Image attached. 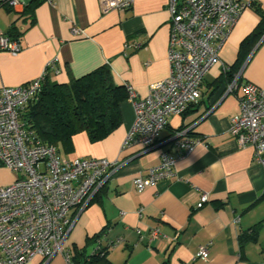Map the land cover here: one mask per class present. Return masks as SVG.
Masks as SVG:
<instances>
[{"label":"crops","instance_id":"0c3cea01","mask_svg":"<svg viewBox=\"0 0 264 264\" xmlns=\"http://www.w3.org/2000/svg\"><path fill=\"white\" fill-rule=\"evenodd\" d=\"M244 1L251 6L220 43L218 61L201 83V96L194 103L198 104L181 116L171 115L153 147L142 151L138 144L124 145L134 119L127 98L120 103L119 126L106 137L92 142L82 131L66 148L59 147L66 159L106 158L118 164L88 204L70 210L69 260L59 253L45 264H70L77 251L91 253L98 243L106 246L115 239L122 241L108 250L112 264H264V222L255 240L239 242L241 233L249 234L264 220V164L255 161L251 146L238 145L229 133L243 84L264 89V36L249 45L238 69L232 67L241 42L264 12V0ZM167 4L168 0H133L128 9L103 10L98 0H39L32 17L24 9L1 7L0 33L14 24L21 50L15 55L0 51V87L37 78L46 62L57 57L60 71L49 74L51 79L66 83L107 64L115 84H128L144 96L151 83L169 74ZM74 27L80 32L72 33ZM126 42L140 46L125 47ZM226 71L239 73L238 88L222 97ZM181 125L201 142L177 159L171 177L137 191L133 179L138 174L156 166L163 151L176 153L167 139ZM15 177L0 166V186ZM202 191L209 201L197 207ZM155 228L160 235L151 238ZM102 230L99 241L93 240ZM206 243L209 257L203 260L195 254ZM26 264H42V258L35 255Z\"/></svg>","mask_w":264,"mask_h":264},{"label":"built area","instance_id":"2783aa9c","mask_svg":"<svg viewBox=\"0 0 264 264\" xmlns=\"http://www.w3.org/2000/svg\"><path fill=\"white\" fill-rule=\"evenodd\" d=\"M29 1L0 0V8L22 11ZM98 3L103 10H125L133 0H98ZM250 4L244 0H168L169 74L151 83L144 96L125 85L134 119L124 145L138 144L142 151L153 147L169 117L181 116L199 100L203 78L218 61L220 43ZM78 32V28H72V33ZM127 46L138 47L140 43L126 42ZM20 50L17 39L0 33V51L15 55ZM57 62V57L48 60L44 71L27 83L0 87V166L16 174L10 184L0 186V264H26L35 255L41 256L45 264L59 253L69 260L66 242L72 226L70 210L88 204L118 164L106 158L66 159L56 145L42 142L21 120L20 110L37 99L46 75L59 73ZM238 77L239 73L224 92L237 90ZM237 99L239 111L230 118L229 133L238 145L251 146L255 161L264 164V89L244 83ZM167 140L176 153L163 151L156 166L138 174L133 179L137 191L171 177L177 159L201 142L199 137L189 134L187 127H177ZM208 201V194L202 191L196 206ZM159 235L156 228L150 232L151 238ZM120 241L108 240L106 247ZM208 245H199L195 256L207 260ZM98 246L99 243L96 249Z\"/></svg>","mask_w":264,"mask_h":264},{"label":"trees","instance_id":"16d2710c","mask_svg":"<svg viewBox=\"0 0 264 264\" xmlns=\"http://www.w3.org/2000/svg\"><path fill=\"white\" fill-rule=\"evenodd\" d=\"M38 1L32 0L25 6L24 12L30 17ZM262 24H264V12H261L257 27L241 42L232 67L238 69L246 59L249 45L264 36ZM4 34L18 40L17 36L20 32L12 24L8 32ZM236 74L237 71L224 72V87L233 80ZM221 81L222 79L218 80L216 85ZM126 98V88L114 83L109 65L104 64L66 83H60L51 79L49 74L46 75L37 99L27 103L20 110V116L21 120L26 122L27 127L32 129L42 142L56 145L59 150V147L66 148L72 136L78 132H86L92 142L101 140L110 134L121 122L120 103ZM197 104L189 105L183 114L191 106ZM178 128L181 129L184 126L181 125ZM262 222L264 220L256 223L249 234L241 233L240 244L255 240ZM103 232L102 230L94 235L93 240L99 241ZM108 250V247L100 245L91 253L79 250L71 263L112 264L106 257Z\"/></svg>","mask_w":264,"mask_h":264},{"label":"water","instance_id":"95a60500","mask_svg":"<svg viewBox=\"0 0 264 264\" xmlns=\"http://www.w3.org/2000/svg\"><path fill=\"white\" fill-rule=\"evenodd\" d=\"M224 88H225V87H224ZM224 88H223V91L225 90ZM223 91H222V92H223ZM228 93H229V92H223V96H222V97H224V96L227 95Z\"/></svg>","mask_w":264,"mask_h":264}]
</instances>
